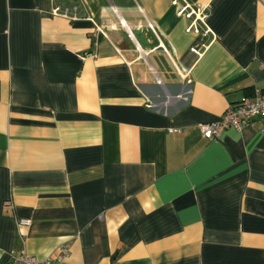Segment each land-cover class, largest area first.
I'll return each mask as SVG.
<instances>
[{
    "label": "crops",
    "instance_id": "crops-1",
    "mask_svg": "<svg viewBox=\"0 0 264 264\" xmlns=\"http://www.w3.org/2000/svg\"><path fill=\"white\" fill-rule=\"evenodd\" d=\"M254 87L264 0H0V264H264Z\"/></svg>",
    "mask_w": 264,
    "mask_h": 264
},
{
    "label": "built area",
    "instance_id": "built-area-1",
    "mask_svg": "<svg viewBox=\"0 0 264 264\" xmlns=\"http://www.w3.org/2000/svg\"><path fill=\"white\" fill-rule=\"evenodd\" d=\"M178 12L186 16H194L186 28L187 31L194 29L198 21L205 25V20L209 14L206 6L192 7L188 3H185ZM52 14L60 15L59 8H52ZM61 14L65 15V12ZM97 29L100 30L99 27ZM256 116L264 119V88L254 87L251 98H245L237 104L228 105L219 118L212 122L200 124L199 130L203 138L211 140L217 138L227 128L241 130ZM18 223L20 226H26L30 220L22 219ZM68 255V246H62L56 256L48 255L42 258L28 255L23 251L11 250L7 255V264H64Z\"/></svg>",
    "mask_w": 264,
    "mask_h": 264
}]
</instances>
